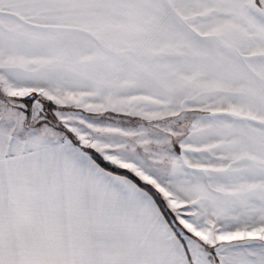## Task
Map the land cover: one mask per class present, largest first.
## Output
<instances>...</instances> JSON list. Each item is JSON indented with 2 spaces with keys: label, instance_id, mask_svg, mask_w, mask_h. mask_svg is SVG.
Returning <instances> with one entry per match:
<instances>
[{
  "label": "snow or ice",
  "instance_id": "1",
  "mask_svg": "<svg viewBox=\"0 0 264 264\" xmlns=\"http://www.w3.org/2000/svg\"><path fill=\"white\" fill-rule=\"evenodd\" d=\"M0 264H264V0H0Z\"/></svg>",
  "mask_w": 264,
  "mask_h": 264
}]
</instances>
